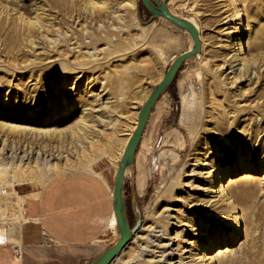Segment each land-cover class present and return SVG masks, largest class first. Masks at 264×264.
<instances>
[{
    "label": "rangeland",
    "instance_id": "374dc122",
    "mask_svg": "<svg viewBox=\"0 0 264 264\" xmlns=\"http://www.w3.org/2000/svg\"><path fill=\"white\" fill-rule=\"evenodd\" d=\"M236 1L247 28L238 34L230 0H167L173 14L198 25L202 50L199 58L183 63L175 81L158 98L135 166L125 175L129 224L133 228L137 217L140 223L116 264L137 257L139 250L140 262L153 255L163 261L161 256L173 251L172 263L190 264L186 257L194 256V251L181 254L178 250L185 245L172 238L189 229L177 222L198 223L194 218L199 208L194 206L200 199H210L204 196L212 182L210 172L217 176L215 190L220 181L233 186L237 208L203 210L210 218L201 230L214 238L226 224L231 227L234 211L240 222L234 237L227 229L229 237L218 239L208 254L214 264H264V96L253 94L259 84L264 89V0ZM137 2L0 0V256L14 264H86L118 239L113 187L121 153L137 121L140 97L150 93L172 62L193 45L187 31L166 19H151L139 2L137 9ZM9 18L13 23L3 29ZM35 22L42 27L28 25ZM237 41L241 57L263 58L261 78L254 67L244 71L238 89L231 84L234 73L224 65V59L240 47ZM241 67L238 62L236 69ZM218 77L222 88L214 98L207 92ZM228 90L248 94V100L234 98L240 111L223 104ZM188 108L194 112L189 114ZM207 110L216 118L225 111L228 121L220 129L205 127ZM204 127L207 131L202 134ZM199 135L205 144H196ZM228 169L231 173L219 179ZM95 174L106 184L103 188L88 184L84 191L90 215L85 218L86 230L93 240L82 248L89 255L60 256L53 250L61 244L51 240L40 243L47 251L45 259L30 258L20 243L27 201L57 179L88 181L96 179ZM3 209L6 216H1ZM165 225L168 232L163 231ZM167 243L171 251L165 252ZM185 247L192 250L194 245Z\"/></svg>",
    "mask_w": 264,
    "mask_h": 264
},
{
    "label": "bare ground",
    "instance_id": "6f19581e",
    "mask_svg": "<svg viewBox=\"0 0 264 264\" xmlns=\"http://www.w3.org/2000/svg\"><path fill=\"white\" fill-rule=\"evenodd\" d=\"M95 2V1H94ZM239 3V2H238ZM241 4V3H240ZM100 6V4H99ZM103 6V5H102ZM230 7L233 6L235 14L233 16L234 20L238 21V23H236V32L235 33H243L244 31H247V28L245 27V25L242 24L241 22V19L244 17V11L242 9H239V5L237 4V1L236 0H230ZM137 9H138V2H137ZM172 13V12H171ZM175 15V14H174ZM161 19H164L163 17H160ZM181 18V17H180ZM182 19H185L187 21H189L197 30L198 32V35H199V27L198 25L192 20V19H186V18H182ZM233 20V19H232ZM7 23L3 24L2 27L3 29L6 28H10L11 24L13 23L12 22V18H9L8 21H6ZM39 25L35 22V23H31V24H28L29 26H32V27H37L38 29H40L42 27V25L40 24V22H38ZM1 25V24H0ZM8 25V26H7ZM27 26V24H26ZM25 27V26H24ZM2 29V28H1ZM30 28H28L29 30ZM8 30V29H7ZM3 31V30H2ZM1 31V32H2ZM31 31V29H30ZM10 32V31H8ZM7 32V34H8ZM13 33V31H11ZM6 33V32H5ZM23 34V33H22ZM30 36L33 34L29 33ZM28 34V35H29ZM6 35V34H5ZM17 37V36H16ZM1 38V37H0ZM18 38V37H17ZM16 38V39H17ZM199 38H200V42H201V37L199 35ZM102 40V39H101ZM2 42V40H0ZM13 41V40H12ZM6 42V41H5ZM84 42V41H83ZM238 42V41H237ZM243 42V41H242ZM11 43V42H10ZM244 43V42H243ZM246 43V46L249 47V45H251L248 41L245 42ZM7 44V43H6ZM5 44V45H6ZM13 44V43H12ZM4 45V46H5ZM8 46H10L11 44H7ZM6 45V47H7ZM236 45H240V47L238 46V48L235 50L237 52H235L234 55H232L231 57L229 58H225L224 59V65L226 64L228 68H230L232 71L231 73H234V76H235V80L232 81V86L235 84V86L237 87L238 89V84H241L242 83V77H243V74L242 72L244 71H249L251 68H256L258 70V73H259V79L261 78L260 76H262L263 72L260 73L259 72V65L261 63V61L263 60V58H258L257 57H252L250 56L249 58L247 57H241V42L237 43ZM15 46V45H14ZM112 46V45H111ZM5 47V48H6ZM191 49V48H190ZM201 50H202V42H201V47H200V51L197 55H195L194 57H197L199 58V55L201 54ZM231 55V54H230ZM240 63V65L242 66L240 69H236V66H237V63ZM94 65V64H93ZM90 69V68H89ZM238 72V73H237ZM126 77V76H125ZM133 78V77H132ZM216 78V77H215ZM115 79V78H114ZM121 79V78H120ZM119 79V80H120ZM214 80V79H213ZM138 81V80H137ZM222 80L218 77L215 81H213L211 84H210V87H212L213 89L208 91L207 92V95L210 94L212 97H216V96H219L220 94L218 93L219 90L222 88ZM129 83V82H128ZM259 83V82H258ZM257 84V83H256ZM126 85V84H125ZM130 86V84L128 85ZM133 87V86H131ZM130 87V88H131ZM124 88V87H123ZM221 91V90H220ZM264 89L261 87V84H259L254 90H253V94H256L257 96H261L263 97L264 93H263ZM252 92V91H251ZM250 92V93H251ZM149 92H146L144 93L140 98H141V102L140 104L138 105L137 107V112H138V116H139V112H140V109L142 108V106L144 105V103L146 102V98H148L149 96ZM250 96V95H249ZM209 97V96H208ZM225 99L223 101V104L224 105H227L230 109H234L236 110L237 112L240 111L241 108L237 107L236 104H235V101H234V98L236 97H241L242 100H248L249 97H248V94L245 95V93H241V92H237L235 93V91L233 90H228L227 91V95L224 96ZM252 97V96H251ZM191 100V99H190ZM211 99L209 98L208 100V103H212L210 102ZM213 101V100H212ZM190 102V101H189ZM188 102V103H189ZM185 103V102H184ZM193 106V105H192ZM195 106V105H194ZM197 107V106H196ZM258 107V106H257ZM220 109V108H219ZM212 110V109H211ZM214 110V109H213ZM186 111L191 114L194 112V110H191V109H186ZM218 112V111H217ZM184 113V111H183ZM206 118L207 120L205 122H203V125L206 127V126H213L215 128H222L224 124H226V122L228 121V116H227V113L224 111L220 113V115L216 113L217 115V118L215 116L212 115V112L207 110L206 112ZM213 117L216 118V120H212L214 119ZM209 119V120H208ZM184 120V119H183ZM185 121V120H184ZM236 121V120H235ZM235 121L232 122V125L235 123ZM82 125H85V121L84 120H81L80 121ZM137 123H138V117H137V121L135 122L134 126L132 127L131 131L129 132L128 134V141L129 139L131 138L133 132L135 131L136 129V126H137ZM196 124V123H194ZM193 124V126H194ZM196 126V125H195ZM203 128V132L202 134H205L206 133V128ZM14 129H20V126L19 127H13ZM208 129V128H207ZM196 130V129H195ZM197 131V130H196ZM200 131V130H199ZM188 133V132H187ZM253 138V136H252ZM127 141V143H128ZM195 141H196V144H205L203 142V137L199 135V137L195 138ZM127 143L125 144V147L127 145ZM140 145V144H139ZM139 147V146H138ZM196 149V148H195ZM125 150V148H124ZM124 150L123 152L121 153V157L123 156V153H124ZM203 150V149H202ZM105 152V151H104ZM197 152V151H196ZM101 153V152H100ZM137 153V151H136ZM199 154V153H198ZM135 157H136V154H135ZM121 160V158H120ZM200 161V159H199ZM206 163V162H205ZM135 164V162H134ZM201 164V163H200ZM204 164V163H203ZM135 166V165H134ZM130 169L131 168H128L127 171H126V174L127 175L128 173H130ZM225 173H231L230 172V169L228 170H223L222 172V175L220 176L219 179H223V176L225 175ZM210 175L208 176V178H210L212 180L211 184H210V187L209 188H205L204 189V196H207L209 197L210 199L209 200H204V199H200V203L196 204L194 207H198L199 208V214L198 217L194 218L198 221V223L196 225H190L188 223H185V222H182V221H179L177 223H179L178 227L180 226H186L188 227V231L186 232H183V233H177L175 234V236L172 238L173 240L175 241H182L183 244L185 246H191V245H194L193 249L192 250H188L185 246H183V250H178V252L180 251L181 254H188V253H193L194 251V256H189V257H186V258H189L190 259V264H214L215 260L213 257H211L208 253L211 249H213L214 247H216L218 245V239H221L223 237H227L228 236V232L227 229H232V234L230 235V238L231 237H234V234L237 233L239 231V222H240V216L237 214V211L235 212L234 211V215H233V218L231 220V227H230V224H226L225 225V228H223V230L220 231V233H218L217 236H215L214 238H209V236L207 237V235L205 233H203V231L201 230V227H203V223H206V220H208L210 218L209 214H207L206 212H204L203 210L207 209V208H210V207H213L214 209L217 208H222V207H225V208H230V209H234L236 210V206L234 204V200H233V197H232V190H233V186L232 185H224L223 182L220 181V186L218 189L215 190V180L217 178L216 174H211V172L209 173ZM219 179L216 181V187H217V183L219 182ZM228 179V178H227ZM210 181V180H208ZM208 183V182H207ZM200 188V187H199ZM214 193H216L215 195H213ZM201 194V193H200ZM198 197V196H197ZM163 198V197H162ZM165 198V197H164ZM196 199V198H195ZM172 201V200H171ZM196 201V200H195ZM20 211V210H19ZM138 214V213H137ZM205 214L202 218H199V215H203ZM7 213L6 211L3 209L2 210V213H1V216H6ZM115 216V215H114ZM242 217V216H241ZM165 219V218H164ZM129 220V219H128ZM113 221L116 223V226H117V222H116V217H114ZM155 222V221H154ZM158 223V222H156ZM177 226V224H175ZM166 231L168 232V228H167V225H165L163 227V231ZM153 232V231H151ZM150 232V233H151ZM136 235V233L132 236L131 238V241L133 239V237ZM167 235V234H166ZM155 236V235H154ZM229 237V236H228ZM141 238V237H140ZM157 238V237H155ZM196 238L197 240L196 241H193V239ZM154 239V238H153ZM160 239V237H159ZM166 239H170V238H166ZM171 240V239H170ZM131 241L125 246V248L120 252L119 256L121 255V253L126 249V247L131 243ZM153 241V240H151ZM157 241V239L155 240ZM154 242V241H153ZM17 246H19L20 244H16ZM155 246V245H154ZM163 248H165V252H167V250H170L171 251V247H170V244L167 243V244H164L163 245ZM186 248V249H185ZM161 249V248H160ZM183 251V252H182ZM138 252V253H137ZM136 253L138 254L137 257H133L131 256L130 257V260H127L125 263H122V264H175V263H172L173 262V256H174V252L171 251V253H168L166 256H161L162 258H164L163 261L161 260H156V257L154 256H151V259L149 260H144V262H140L139 258L142 256V251H137ZM177 252V250L175 251ZM149 253V252H148ZM164 253V252H163ZM180 254V253H179ZM149 255V254H148ZM176 255V254H175ZM119 256L111 263V264H116L115 261L119 258ZM178 256V254H177ZM182 256V255H181ZM159 257V256H158ZM184 258V257H182ZM180 259V261H178V263H182L183 262V259ZM185 258V259H186Z\"/></svg>",
    "mask_w": 264,
    "mask_h": 264
},
{
    "label": "crops",
    "instance_id": "0c3cea01",
    "mask_svg": "<svg viewBox=\"0 0 264 264\" xmlns=\"http://www.w3.org/2000/svg\"><path fill=\"white\" fill-rule=\"evenodd\" d=\"M96 179L88 181H71L60 178L47 186L38 197L27 201L26 216L21 227L20 243L24 246L26 254L35 260L45 259L46 249L41 242H57L61 245L54 247V252L69 259L86 257L89 255L83 245L92 242L86 230L89 217L88 206L84 191L89 185L93 187L105 186L102 177L95 174ZM72 184V186H71ZM113 208V201H112ZM3 236L0 234V240ZM66 246V247H64ZM0 264H14L6 255L0 256Z\"/></svg>",
    "mask_w": 264,
    "mask_h": 264
},
{
    "label": "water",
    "instance_id": "95a60500",
    "mask_svg": "<svg viewBox=\"0 0 264 264\" xmlns=\"http://www.w3.org/2000/svg\"><path fill=\"white\" fill-rule=\"evenodd\" d=\"M138 2L141 3L149 12L151 19L163 17L170 23L187 31L193 40V45L191 49L183 52L172 62L162 80L151 89L146 102L140 109L136 129L125 147L115 175L113 187V213L117 222L118 239L112 246L103 250L94 259L90 260L86 264H111L119 256L125 246L131 241V238L140 223V219L137 217L136 225L131 228L124 200L126 171L128 168L132 169L134 166L136 151L141 142L146 123L158 98L165 91H167L174 82L183 63L197 55L201 47L200 38L196 28L189 21L171 13L167 6V0H138ZM132 202L133 204L135 203V194L133 190Z\"/></svg>",
    "mask_w": 264,
    "mask_h": 264
},
{
    "label": "built area",
    "instance_id": "2783aa9c",
    "mask_svg": "<svg viewBox=\"0 0 264 264\" xmlns=\"http://www.w3.org/2000/svg\"><path fill=\"white\" fill-rule=\"evenodd\" d=\"M17 249H18V250H17V255H18L19 257H21V252H22V251L20 250V246H17Z\"/></svg>",
    "mask_w": 264,
    "mask_h": 264
},
{
    "label": "trees",
    "instance_id": "16d2710c",
    "mask_svg": "<svg viewBox=\"0 0 264 264\" xmlns=\"http://www.w3.org/2000/svg\"><path fill=\"white\" fill-rule=\"evenodd\" d=\"M176 79V78H175ZM175 81V80H174Z\"/></svg>",
    "mask_w": 264,
    "mask_h": 264
}]
</instances>
